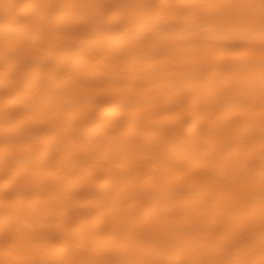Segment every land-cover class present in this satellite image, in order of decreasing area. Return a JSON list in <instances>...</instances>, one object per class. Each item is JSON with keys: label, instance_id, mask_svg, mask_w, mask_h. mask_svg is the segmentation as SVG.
I'll return each mask as SVG.
<instances>
[{"label": "bare ground", "instance_id": "obj_1", "mask_svg": "<svg viewBox=\"0 0 264 264\" xmlns=\"http://www.w3.org/2000/svg\"><path fill=\"white\" fill-rule=\"evenodd\" d=\"M264 0H0V264H264Z\"/></svg>", "mask_w": 264, "mask_h": 264}, {"label": "snow or ice", "instance_id": "obj_2", "mask_svg": "<svg viewBox=\"0 0 264 264\" xmlns=\"http://www.w3.org/2000/svg\"><path fill=\"white\" fill-rule=\"evenodd\" d=\"M262 22H264V21H262Z\"/></svg>", "mask_w": 264, "mask_h": 264}]
</instances>
